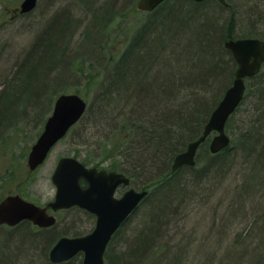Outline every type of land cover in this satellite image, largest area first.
I'll list each match as a JSON object with an SVG mask.
<instances>
[{"label": "trees", "instance_id": "16d2710c", "mask_svg": "<svg viewBox=\"0 0 264 264\" xmlns=\"http://www.w3.org/2000/svg\"><path fill=\"white\" fill-rule=\"evenodd\" d=\"M61 1L62 7L43 16V22L49 20L46 28L20 55L7 57L0 73V161L7 165L0 174V200L13 193L2 191L6 182L23 171L25 178L34 174L27 172L26 155L17 154L23 128L13 126L16 119L21 116L22 122L42 129L46 111L61 93L68 92L77 74L87 84L101 77L95 95L90 100L86 97V114L75 126L109 128L97 141L100 159L83 161L122 172L132 187L149 191L133 214L142 211L137 229L122 236V249L113 252L117 235L106 252L107 263L264 264V224L251 245L241 243L237 249L226 250L219 245L226 239L225 226L236 223L246 204L254 207V217L239 233L236 247L264 213L260 212L264 208L260 198L264 191V65L247 78L244 99L227 122L231 144L214 154L211 135L200 146L195 166L172 170L175 157L202 135L235 80L238 64L225 42L246 37L264 40V0H226L228 6L219 0H166L146 12L128 43L102 69L94 68L74 47L92 44L98 48L103 32L107 37L101 44L108 48L114 26L142 11L139 0ZM79 35L81 40L74 39ZM87 54L91 57L92 50ZM230 178L233 184L238 178L243 182L225 185ZM218 196H225L228 205L229 218L214 227L223 237L211 248L209 242L213 235L218 238L219 231L204 236L196 250L190 246L193 231L187 227L186 214L191 205L206 207ZM60 235L58 227L40 229L30 222L10 229L0 244V264H83V254L62 263L50 260Z\"/></svg>", "mask_w": 264, "mask_h": 264}, {"label": "water", "instance_id": "95a60500", "mask_svg": "<svg viewBox=\"0 0 264 264\" xmlns=\"http://www.w3.org/2000/svg\"><path fill=\"white\" fill-rule=\"evenodd\" d=\"M164 1L166 0H139L137 6L139 10L151 12ZM219 1L225 6L229 5L226 0ZM37 4L38 0H24L22 12L34 10ZM225 46L238 64L235 80L212 112L202 135L192 141L186 151L175 157L172 165L174 172L186 165L195 166L200 146L213 133L215 135L210 142L212 153H218L231 144L232 137L226 131L227 122L244 99L246 79L257 75L264 65L263 39H230L225 42ZM87 109L88 103L80 93L64 92L57 97L44 130L29 154L28 164L31 170H35L46 160L56 143L83 118ZM82 180L86 181V187ZM52 181L56 186V194L49 206L53 210L79 206L95 213L98 219L91 233L59 239L50 251V260L62 263L83 252V264H106L105 253L112 236L140 206L149 191L130 187L123 196L117 197L119 187L129 186L131 183L126 174L88 167L74 156H64L59 160ZM23 220H30L40 227H51L57 222V218L50 215L46 207L29 201L20 194L6 196L0 202V224L14 226Z\"/></svg>", "mask_w": 264, "mask_h": 264}, {"label": "rangeland", "instance_id": "374dc122", "mask_svg": "<svg viewBox=\"0 0 264 264\" xmlns=\"http://www.w3.org/2000/svg\"><path fill=\"white\" fill-rule=\"evenodd\" d=\"M18 2L19 0H8L10 6L7 7L12 10V8H14V6H16ZM63 5L64 3L61 0H39L37 7L29 14L14 17V12H8L6 5L0 4V73L7 66L5 62V59L7 57H9L10 55H14L12 57L15 58L20 55V53L28 49L33 39L40 33V31L46 28V23H49V20H45L43 22V16L45 14H52L54 10L62 7ZM145 16L146 11H141L140 13H135L129 16L127 18V21L115 25L110 34L111 38H107L110 39L107 46L108 48L102 47L101 43L103 41L105 42L107 37V35L102 32L101 36H99L100 40H98V48H94V46L90 44L85 46L86 48L81 47L80 49L78 45L77 47H74V50L79 51V56L80 54L85 55L89 63H93L94 68L97 67L99 69H102L105 66L104 64H110V56H116L120 52V50L128 43L137 24ZM74 39L81 40V36L79 35L77 37H74ZM90 50H92L91 57L87 54V52ZM100 80L101 77H98L97 80H94L95 83L87 84L86 80H84L83 77H79V75L77 74L76 78L72 80L68 85V92L80 90L82 94L87 97L88 100H90L93 95H95L96 90L98 89L99 84H96V81L100 82ZM89 92L90 94L88 95L87 93ZM54 104L55 103H53L51 108L46 111V119L51 115ZM20 125L23 128V131L21 130V133L18 134L20 144H18V147L16 149L18 155H26V162L31 147L37 140L42 130V126L38 124L34 126V124L32 123L30 124L26 122H21V124H19L18 126ZM108 128V125L100 127V129H95L93 126H88V128L86 127L83 130L81 126H75L71 129L68 135L52 149L47 161L42 167H40L36 172H33L34 174L29 176L28 178H25L26 176H24L23 171L17 177L15 176L13 179L6 182L4 185L5 187H3L4 189L2 191L4 193H17L20 190L24 194L25 198L42 205H46L49 201L54 199L56 193V186L52 181V174L56 168L58 160L62 156H75L76 154L79 155L78 158L82 161L83 159L86 161L88 157H95L96 160H99L100 157H98V150L96 149L98 144L97 141L105 132L108 131ZM201 159H206V151L204 150L201 151ZM11 161L12 159H10V162ZM92 162L93 161H91L89 165L95 166ZM6 167L7 165L4 162L0 161V174H3L4 170H6ZM232 178H235V175ZM232 178L227 181L225 180L224 184L234 185L236 184L235 182H238V180H241L239 182L240 184H242L243 182V178H238L233 184ZM137 183V185H142L141 181H138ZM137 185H135V187ZM260 198L264 201V191ZM226 203L227 200L225 196L222 199L218 196L217 198L215 197L211 201V203H208L206 207L202 206L200 208L199 205L190 206L189 214H186V216L189 215V218L187 219V221L189 222L187 223V227H189L190 229H192L191 231H193V233H191L193 235V242L190 243V246H193L192 248L195 247L196 250H199L198 246L201 239H203L204 236L212 237V235L214 233L217 234L218 231V240L214 238L213 235L211 241L209 242L211 245L208 244V246L210 245V247L212 248V245L218 243V241L223 237V235L221 234V230L214 227L221 225L222 220H226L229 218L228 216H226V211L228 209V205H226ZM244 207V211L240 212V214L237 215V218L235 219L236 223L232 222L229 225H226L224 228L226 239L225 242L223 241V244H219L220 247L224 248V250L229 248L237 249L239 248L241 243L251 245L252 242L256 240L258 230L260 228L263 229L264 213H260V218L258 217L259 219L253 225H250L249 229H251L248 230L250 231L247 234L248 236H245L244 240L239 242L238 247H236V241H238L237 237L239 233H243V230L247 227L246 225L249 223V221L252 220V217H254V207L251 204H246V206ZM140 211L136 215L132 216L130 224L120 231L119 236L116 239L117 246L113 248V252L115 251V249H122V236L126 234L128 235L129 233L137 229L142 212ZM195 211L197 212V214H194ZM262 211H264V208L260 212ZM58 215V220L60 221V223H58V227L60 232H64L67 234L80 232L81 234H83L93 228L92 225H89V227H87L88 219L83 213L79 212L78 210L62 211ZM259 223L261 224L259 225ZM9 231L10 228L7 226H3L0 228V233L3 232L2 235H0V244L5 243L4 240H6V234ZM194 257L195 255L192 258Z\"/></svg>", "mask_w": 264, "mask_h": 264}, {"label": "flooded vegetation", "instance_id": "af4514ba", "mask_svg": "<svg viewBox=\"0 0 264 264\" xmlns=\"http://www.w3.org/2000/svg\"><path fill=\"white\" fill-rule=\"evenodd\" d=\"M23 1H24V0H19V2L17 3V5L14 6V8H12V10H10V8L7 7V6H10V5H9L10 2L8 3V0H0V4H1V5L5 4L6 7H7V9H8V10H7L8 12L12 11V12L15 13V14L13 15L14 17H19V16H23V15L28 14V13H23V12H22V3H23ZM7 3H8V4H7ZM89 166H90V165H89ZM98 168H99V167H98ZM100 169H102V168L100 167ZM82 184H83L85 187L87 186V183H86V181H84V180H82ZM128 189H129V186L121 185V186L119 187V189L117 190L116 196H117V197H121V196H123L124 193H125ZM55 194H56V193H55ZM54 198H55V196H54ZM53 200H54V199H53ZM53 200H51V201H53ZM51 201H49L46 205H42V204H39V203H37V204H39V205L42 206V207H46L48 213H49L50 215H54V216L57 218V222H56V224H54V225L51 226V227H39V226L35 225V224L31 221V223H32L34 226H36V227H38V228H40V229H45V228H46V229L57 228V227H58V223H60V221L58 220V216H59L58 214H59V213H61L62 211H68V210H78L79 212L83 213V214L86 216V218L88 219V226H87V227H89V225H92L93 228L90 229L88 232L83 233V234H81L80 232H74L73 234H65L64 232H60L59 227H58V231H59V233H60V234L63 233V234H61V235L59 236L58 240L61 239L62 237H65V236H68V237L84 236V235H87V234L91 233V232L95 229V227H96V225H97V219H98V217H97V215H96L95 213H93V212H91V211H89V210H87V209L81 208V207H79V206H72V207H70V208H64V209H59V210L55 211V210H53V209L49 206V203H50ZM34 202H35V201H34ZM35 203H36V202H35ZM133 214H134V213H133ZM133 214H131V215L127 218V220L122 224V226L120 227V229H119L118 231H116V233L114 234V238H113V240L117 237V235L120 233V231H121V230L123 229V227L126 225V223H128V221L132 218ZM58 240L56 241V243L58 242ZM56 243H55V244H56ZM55 244H54V245H55ZM54 245H53V246H54ZM52 248H53V247H52ZM52 248H51V249H52ZM78 254H83V252H80V253H78ZM83 259H84V254H83Z\"/></svg>", "mask_w": 264, "mask_h": 264}, {"label": "bare ground", "instance_id": "6f19581e", "mask_svg": "<svg viewBox=\"0 0 264 264\" xmlns=\"http://www.w3.org/2000/svg\"><path fill=\"white\" fill-rule=\"evenodd\" d=\"M38 2H39V0H38ZM37 7V6H36ZM31 11H29V12H23V13H30ZM27 15V14H26ZM247 80V79H246ZM82 95V94H81ZM225 95V94H224ZM83 97H84V95H82ZM224 97V96H223ZM223 97H222V99H223ZM85 99H86V97H84ZM221 99V100H222ZM86 101H87V103H88V107H89V102H88V100L86 99ZM221 102V101H220ZM219 102V103H220ZM242 103V102H241ZM241 105V104H240ZM239 105V106H240ZM238 109V108H237ZM88 110V109H87ZM212 114V113H211ZM46 121H47V119H46ZM21 122H22V117L21 116H19V118H17L16 119V121L14 122L15 124L13 125L14 127H16L17 125H19V124H21ZM45 124H46V122H45ZM45 124H44V126H45ZM21 126V125H20ZM44 126H43V128H42V130H41V132H40V134H39V136H38V138L40 137V135L42 134V132H43V130H44ZM38 138H37V140H38ZM36 140V141H37ZM62 140V139H61ZM60 140V141H61ZM36 141L33 143V145L36 143ZM60 141H58L57 143H56V145L60 142ZM33 145H32V147H33ZM55 145V146H56ZM32 147H31V150H32ZM31 150H30V152H31ZM184 151H186V150H184ZM183 151V152H184ZM30 152H29V154H30ZM183 152H181V153H183ZM49 155H50V153H49ZM49 155H48V157H49ZM48 157L46 158V160L40 165V166H38L35 170H31L30 169V166H29V164H28V158H29V155H28V157H27V160H26V167H27V169L29 170V171H27V172H36L40 167H42L43 165H44V163L47 161V159H48ZM63 157V156H62ZM61 157V158H62ZM74 157H78V156H74ZM60 158V159H61ZM59 159V160H60ZM59 160H58V162H59ZM58 162H57V164H58ZM56 167H57V165H56ZM115 172H119V171H115ZM25 174V173H24ZM20 175V174H19ZM3 199H1L0 200V202L2 201ZM25 222H30L31 223V221L30 220H23V221H21L20 223H18V224H16V225H14V226H11V225H8V224H0V228L1 227H3V226H7V227H9L10 229H13V228H16V227H18L19 225H21V224H23V223H25ZM32 224V223H31ZM38 226V225H37ZM40 227V226H39ZM46 229V228H45ZM113 238H114V235L112 236V238H111V240H110V243L113 241ZM110 243H109V245H110ZM109 245H108V247H109ZM108 247H107V250H108ZM107 250H106V252H107ZM105 262H106V264H108L107 263V261H106V253H105Z\"/></svg>", "mask_w": 264, "mask_h": 264}]
</instances>
